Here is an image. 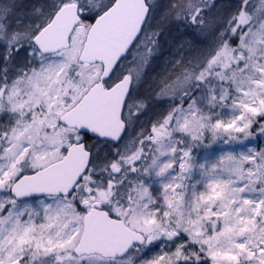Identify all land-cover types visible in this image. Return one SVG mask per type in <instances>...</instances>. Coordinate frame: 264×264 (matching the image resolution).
Returning a JSON list of instances; mask_svg holds the SVG:
<instances>
[{"label": "rangeland", "instance_id": "1", "mask_svg": "<svg viewBox=\"0 0 264 264\" xmlns=\"http://www.w3.org/2000/svg\"><path fill=\"white\" fill-rule=\"evenodd\" d=\"M65 1L0 0V264H264V0H147L143 34L112 78L134 71L132 100L141 99L129 100L123 142L90 143L73 196L14 199L16 178L81 140L59 117L101 73L77 61L86 22L62 53L43 56L32 42ZM113 1L82 0L81 14ZM176 97L186 102L177 113ZM165 118L169 134L150 143ZM116 169L119 199L100 200L97 178ZM98 204L147 247L118 261L76 258L82 209Z\"/></svg>", "mask_w": 264, "mask_h": 264}, {"label": "water", "instance_id": "2", "mask_svg": "<svg viewBox=\"0 0 264 264\" xmlns=\"http://www.w3.org/2000/svg\"><path fill=\"white\" fill-rule=\"evenodd\" d=\"M149 12L146 0H116L95 19L78 62L102 64L103 71L99 82L61 116L62 124L102 141L118 144L122 140L126 132L123 111L132 78L125 76L110 89H106L104 83L141 35ZM81 21L78 4L64 5L37 33L33 43L43 55L68 49L71 36ZM91 157L85 142L74 143L62 160L18 179L12 187V195L19 201L47 195H71L88 171ZM145 243V236L128 228L123 220L93 208L84 217V231L74 253L79 257L98 254L104 258H122L134 245Z\"/></svg>", "mask_w": 264, "mask_h": 264}, {"label": "flooded vegetation", "instance_id": "3", "mask_svg": "<svg viewBox=\"0 0 264 264\" xmlns=\"http://www.w3.org/2000/svg\"><path fill=\"white\" fill-rule=\"evenodd\" d=\"M121 76L119 80L122 78ZM118 80V81H119ZM167 122H163V124H160L158 127H153V131L150 137V142L155 143L157 140L161 139L162 135L164 134V131L168 129V125L166 124ZM121 170L116 169L114 173H112L111 179H106V184L107 188L103 190L105 194L103 193V196L100 198V200L106 199L108 200L109 198H118L119 199V175H120ZM126 177V176H125ZM113 178V180H112ZM114 188H117V193L111 194L110 191Z\"/></svg>", "mask_w": 264, "mask_h": 264}, {"label": "trees", "instance_id": "4", "mask_svg": "<svg viewBox=\"0 0 264 264\" xmlns=\"http://www.w3.org/2000/svg\"><path fill=\"white\" fill-rule=\"evenodd\" d=\"M81 1L82 0H66L64 3H70V2H79L80 3ZM97 15L98 14L89 16L88 18H86V21H89V22L92 23L94 21V19L96 18ZM228 38L230 40V43H232L234 46L235 45L236 46L238 45L237 35H233L232 32H231V30L228 33ZM81 137H82V140H84L87 144H90L92 142V140H93L92 138H90L87 135H81ZM184 240L187 241V238H184ZM181 245L184 246V247L194 248L195 250L197 248V245L192 244V243H189V242H187V245H185V242H182ZM192 263H193V261H192ZM196 264H210V262L208 261V259L203 258V260H200V262H198Z\"/></svg>", "mask_w": 264, "mask_h": 264}, {"label": "bare ground", "instance_id": "5", "mask_svg": "<svg viewBox=\"0 0 264 264\" xmlns=\"http://www.w3.org/2000/svg\"><path fill=\"white\" fill-rule=\"evenodd\" d=\"M46 81V79H44Z\"/></svg>", "mask_w": 264, "mask_h": 264}]
</instances>
